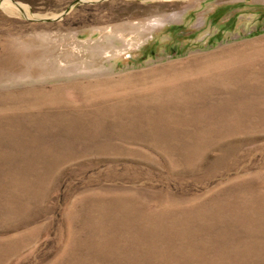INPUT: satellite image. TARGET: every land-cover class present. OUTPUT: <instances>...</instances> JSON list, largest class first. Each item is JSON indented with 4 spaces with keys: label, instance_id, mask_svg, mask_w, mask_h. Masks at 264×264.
<instances>
[{
    "label": "rangeland",
    "instance_id": "obj_1",
    "mask_svg": "<svg viewBox=\"0 0 264 264\" xmlns=\"http://www.w3.org/2000/svg\"><path fill=\"white\" fill-rule=\"evenodd\" d=\"M0 264H264V0H0Z\"/></svg>",
    "mask_w": 264,
    "mask_h": 264
},
{
    "label": "water",
    "instance_id": "obj_2",
    "mask_svg": "<svg viewBox=\"0 0 264 264\" xmlns=\"http://www.w3.org/2000/svg\"><path fill=\"white\" fill-rule=\"evenodd\" d=\"M60 18V16H57V17H53V18H41V21H44V22H52V21H56Z\"/></svg>",
    "mask_w": 264,
    "mask_h": 264
},
{
    "label": "bare ground",
    "instance_id": "obj_3",
    "mask_svg": "<svg viewBox=\"0 0 264 264\" xmlns=\"http://www.w3.org/2000/svg\"><path fill=\"white\" fill-rule=\"evenodd\" d=\"M91 1H96V0H91ZM12 3L9 1V2H7V3H5L4 4V6H6L7 8H10V7H12ZM11 9V8H10ZM27 11V10H26ZM29 15V14H28Z\"/></svg>",
    "mask_w": 264,
    "mask_h": 264
}]
</instances>
